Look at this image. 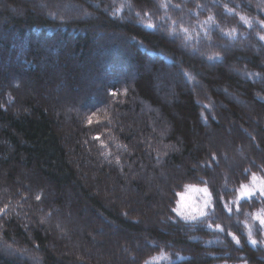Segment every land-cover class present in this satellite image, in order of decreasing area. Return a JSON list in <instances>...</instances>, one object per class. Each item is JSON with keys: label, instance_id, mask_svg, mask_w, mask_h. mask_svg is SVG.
Masks as SVG:
<instances>
[{"label": "trees", "instance_id": "trees-1", "mask_svg": "<svg viewBox=\"0 0 264 264\" xmlns=\"http://www.w3.org/2000/svg\"><path fill=\"white\" fill-rule=\"evenodd\" d=\"M51 3L0 7V264H264V197L231 205L264 182V0ZM190 185L197 218L177 212Z\"/></svg>", "mask_w": 264, "mask_h": 264}, {"label": "rangeland", "instance_id": "rangeland-1", "mask_svg": "<svg viewBox=\"0 0 264 264\" xmlns=\"http://www.w3.org/2000/svg\"><path fill=\"white\" fill-rule=\"evenodd\" d=\"M23 1L24 3H30V2H35L36 4H38L39 6H43L44 7V4L46 2V4H50V2H53L51 4H54V1L55 0H46V1H43V0H21ZM5 0H0V7L3 6ZM44 2V3H42ZM64 4H61L63 5V10H66V11H71L72 9L73 10H76V12H78L77 8L76 7H70V5H68V2H63ZM66 3V4H65ZM11 8V7H10ZM206 20L200 23L197 24L198 26V29H201L202 31L204 30L205 27H207V21L205 22ZM207 24V25H206ZM193 32H195L194 30H191V31H186L185 34L190 36L191 34H193ZM196 36L199 35V32H196L195 33ZM46 43H44L45 45H50L52 43V41L48 40V41H45ZM66 55L67 56H72V54L70 52H66ZM60 58V57H59ZM59 58L56 56L55 57V60L54 62H59ZM6 67V64H4V68ZM146 67V70H150V65L149 63H147L145 65ZM169 69V67H168ZM147 70V71H148ZM118 72H121V70L117 67V69H114L113 72H112V75L116 74V75H119ZM158 77L160 76V81L158 82L159 86L160 87H163L166 91V93H164L163 95V98H164V101L168 104L172 103L173 101H175L177 99V96H176V91H174V89L172 88L173 87V82H175L176 80V75H166V73H158L157 75ZM102 77H106L105 74H102ZM166 82H168V85H166ZM170 82L172 83V85H170ZM200 85V88L202 90V92H205L207 88H205V84L203 83H198ZM263 87H264V83L261 84ZM66 88H67V85H66V82L65 80L59 82L58 86L56 88H53V91H50L48 89H45V92L46 94L48 95H55V94H58V93H61V92H65L66 91ZM222 91V89H221ZM226 97H230L232 98L233 100H235L237 103H239L243 108H245V111L248 112L247 109L248 106L250 107V105L248 104V101L244 98H242V96L240 95L237 96L231 92H225V90L222 91ZM172 97V99H171ZM222 106H225L224 103H221ZM64 112V111H63ZM249 113V112H248ZM249 117V116H248ZM261 117L258 116V118H250L251 119V122L252 123H256L258 122V120H260ZM246 122V125L247 127L251 128V125L247 123V121L245 120ZM246 134H247V131L244 130L243 128H241ZM206 131L209 132V127H206ZM221 160L225 162V166L228 168V163H233V154H232V150L227 147L224 149V152H222L221 154ZM242 186H247V190L252 192L253 193H256L257 191L260 193V189H261V182L258 180V179H252L250 182L242 185ZM201 189H205L204 187H199V186H194V185H190L188 186L182 193L179 194V199H178V205H177V212L180 216H183V217H186V218H197L199 217L200 214H202L203 212H205V210L209 207L210 205V200H209V195H208V192L206 190L205 191H200ZM242 187L239 189L238 193L235 195V199L232 200L231 202V205H235L237 203V201H239L240 199H243L245 197L242 198ZM257 192V193H258ZM264 197V195H262ZM230 208V207H229ZM261 214H264L261 213ZM140 218H144L145 215H146V212L144 213L143 211L140 213ZM257 217V215H256ZM255 222H257V224H259V230L261 231V233L264 234V227H262L259 223V220L256 218V220H254ZM246 227L248 229V233L251 232V236L253 234V231L255 230L254 229V224L252 223V220L247 222L246 224ZM256 231H258L256 229ZM252 239V237H251ZM253 240V239H252ZM136 240L134 239L133 240V248L136 247ZM0 250H3V251H6V252H11L12 254H15L14 253V248L12 247H8V248H5L4 246L1 247ZM21 255V254H20ZM25 256V255H23ZM97 260L98 264L100 263L101 264V258L99 256V254H97V256H94L93 260Z\"/></svg>", "mask_w": 264, "mask_h": 264}, {"label": "snow or ice", "instance_id": "snow-or-ice-1", "mask_svg": "<svg viewBox=\"0 0 264 264\" xmlns=\"http://www.w3.org/2000/svg\"><path fill=\"white\" fill-rule=\"evenodd\" d=\"M210 19H211V18H210ZM241 19L243 20L244 18L241 17ZM149 27H151V25H149ZM261 39H264V37H261ZM113 94H115V93H113ZM253 179L255 180L256 178L254 177ZM242 190H243V191H242V198H243V197H249V196L252 195V192H250V191L247 190V186H242ZM200 191H205V192H206V189H201ZM260 194H261V195H264V182H262V184H261ZM256 218L259 220L260 225H261L262 227H264V214H258ZM217 228L219 229L220 226L217 225ZM221 230H222V229H221ZM229 235H231V233H229ZM232 238H233V240L236 241L237 244H239V240H238L235 236H233ZM249 241H250L253 245H255V244L257 243L255 240H252V239H251V232H249Z\"/></svg>", "mask_w": 264, "mask_h": 264}]
</instances>
